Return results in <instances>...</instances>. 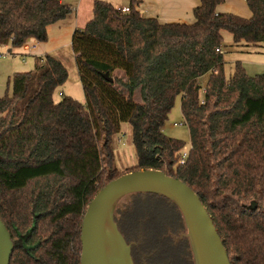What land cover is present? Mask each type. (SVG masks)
Wrapping results in <instances>:
<instances>
[{
  "label": "trees",
  "instance_id": "1",
  "mask_svg": "<svg viewBox=\"0 0 264 264\" xmlns=\"http://www.w3.org/2000/svg\"><path fill=\"white\" fill-rule=\"evenodd\" d=\"M128 1L122 12L93 0L90 19L71 34L84 103L62 93L54 99L68 70L50 53L13 73L10 94L0 96L9 264H80L86 206L105 184L141 169L162 171L198 195L230 264H264V73L250 76L236 60L226 77L224 51H216L224 50L223 31L236 45L264 50V0H245L249 18L217 12L224 0H199L188 24L145 17L138 0ZM71 12L62 0H0V45L45 42L48 27ZM177 97L190 142L183 163L185 143L163 132ZM121 122L131 126L136 156L123 172L113 148ZM127 196L114 220L134 264H194L175 203L155 193Z\"/></svg>",
  "mask_w": 264,
  "mask_h": 264
},
{
  "label": "water",
  "instance_id": "2",
  "mask_svg": "<svg viewBox=\"0 0 264 264\" xmlns=\"http://www.w3.org/2000/svg\"><path fill=\"white\" fill-rule=\"evenodd\" d=\"M112 81L111 77L103 74ZM133 193L163 195L180 210L194 264H230L226 250L198 195L184 182L154 169L118 176L105 184L86 206L80 228V264H134L114 220L118 201ZM14 242L0 219V264H9Z\"/></svg>",
  "mask_w": 264,
  "mask_h": 264
},
{
  "label": "rangeland",
  "instance_id": "3",
  "mask_svg": "<svg viewBox=\"0 0 264 264\" xmlns=\"http://www.w3.org/2000/svg\"><path fill=\"white\" fill-rule=\"evenodd\" d=\"M70 23L71 22L67 19L59 24L49 26L47 29V40L45 42H39L38 47L34 48L32 52H34V54L44 53L42 49H45V51H47L46 53L59 56L67 67V80L55 91L53 96L56 101L62 97V95H60V93H62L65 96H71L84 103L85 96L77 72L75 56L70 45L72 33V30H70ZM222 35V45L224 49L223 57L225 60L224 72L226 77L231 75L233 71V63L236 60L243 63L242 61L244 59H249L253 62L251 67L247 68L248 73H251V75L264 73V50L262 48L254 49L243 46L242 44L236 45L233 43L232 37L227 31H223ZM3 46L0 45V96L5 93L10 94L11 87L8 85V80L13 73L30 71L34 68L35 63V56L27 53L26 55L9 54ZM255 69H259V72H256ZM114 75L124 78V73L122 71H117ZM206 79L207 75H203L200 78L201 97L203 95ZM115 86L123 90L120 86ZM134 99L140 101L138 90L134 94ZM163 132L169 137L182 140L185 143L184 150L187 151V148L190 145L189 133L180 111V97H177L175 104L169 113L168 119L163 126ZM113 148L115 153V164L120 172L125 171L126 168L131 167L136 163L134 147L131 141V126L129 123H120L119 131L113 136ZM129 201V196L121 198L117 203L116 212H123Z\"/></svg>",
  "mask_w": 264,
  "mask_h": 264
},
{
  "label": "crops",
  "instance_id": "4",
  "mask_svg": "<svg viewBox=\"0 0 264 264\" xmlns=\"http://www.w3.org/2000/svg\"><path fill=\"white\" fill-rule=\"evenodd\" d=\"M65 4L71 7L72 12L64 20L58 22L57 24L66 21H70V30L73 32L75 28H82L85 23L91 17V6L93 0H62ZM112 3L116 8L123 6H129L128 0H106ZM138 9L141 14L145 17L156 18L161 23H192L194 21L193 9L199 5V0H138ZM216 11L220 13H232L244 18H249L251 16V11L249 10L245 0H224L222 3L217 5ZM56 25V24H54ZM69 25V24H67ZM52 26V25H51ZM72 34V33H71ZM38 41L30 38L21 47L11 48L8 45L3 46L6 48L9 54H22V55H32L35 57L43 56L47 54L45 49H42L44 53L32 52V50L38 47ZM41 43V42H40ZM24 52V53H23ZM24 57V56H23ZM24 59V58H23ZM242 65L246 73H248L247 68L251 67V60L244 59ZM256 67V66H254ZM259 72V69H255ZM261 74V73H257ZM256 75V74H255Z\"/></svg>",
  "mask_w": 264,
  "mask_h": 264
},
{
  "label": "built area",
  "instance_id": "5",
  "mask_svg": "<svg viewBox=\"0 0 264 264\" xmlns=\"http://www.w3.org/2000/svg\"><path fill=\"white\" fill-rule=\"evenodd\" d=\"M119 9H120L122 12H128V10H129V8H128L127 6L120 7ZM216 51H218V52H223L224 50H222V49H216ZM186 156H187V151L183 150V151L181 152V155H180V158H179V159H180L179 162H180V163H183V162L185 161Z\"/></svg>",
  "mask_w": 264,
  "mask_h": 264
}]
</instances>
